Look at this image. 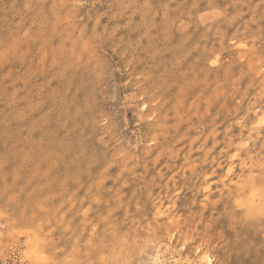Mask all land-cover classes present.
Listing matches in <instances>:
<instances>
[{
  "label": "rangeland",
  "instance_id": "obj_1",
  "mask_svg": "<svg viewBox=\"0 0 264 264\" xmlns=\"http://www.w3.org/2000/svg\"><path fill=\"white\" fill-rule=\"evenodd\" d=\"M262 191L264 0H0V264H264Z\"/></svg>",
  "mask_w": 264,
  "mask_h": 264
},
{
  "label": "clouds",
  "instance_id": "obj_2",
  "mask_svg": "<svg viewBox=\"0 0 264 264\" xmlns=\"http://www.w3.org/2000/svg\"><path fill=\"white\" fill-rule=\"evenodd\" d=\"M261 199L264 200V191H262ZM243 207L247 208L249 215H252V213L255 210L254 207L250 203L243 205ZM260 211L262 214H264V207H262Z\"/></svg>",
  "mask_w": 264,
  "mask_h": 264
}]
</instances>
